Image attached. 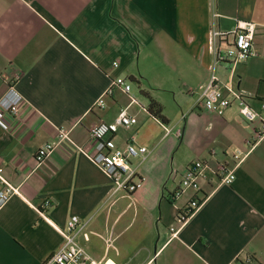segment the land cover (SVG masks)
Returning <instances> with one entry per match:
<instances>
[{
  "label": "crops",
  "instance_id": "crops-1",
  "mask_svg": "<svg viewBox=\"0 0 264 264\" xmlns=\"http://www.w3.org/2000/svg\"><path fill=\"white\" fill-rule=\"evenodd\" d=\"M239 23L255 25V55L217 64L211 33ZM211 76L264 113V0H0V97L13 86L23 100L0 121L2 177L16 189L0 208V264H43L71 216L84 224L78 244L107 264H264V136L254 138L236 107L202 108ZM113 77L134 90L115 88L95 107ZM122 108L134 125L119 126L115 146L148 149L144 186L132 194L114 193L89 157L101 146L88 129ZM59 127L72 143L37 162ZM193 162L204 166L199 191L173 198ZM231 171L232 185L220 184ZM48 197L57 205L45 220L37 209ZM194 198L201 204L180 226Z\"/></svg>",
  "mask_w": 264,
  "mask_h": 264
},
{
  "label": "built area",
  "instance_id": "built-area-1",
  "mask_svg": "<svg viewBox=\"0 0 264 264\" xmlns=\"http://www.w3.org/2000/svg\"><path fill=\"white\" fill-rule=\"evenodd\" d=\"M255 25L248 23H239L235 29L228 32L213 31L211 39L218 44L215 46L214 55L217 64H233L237 61L248 59L255 55L252 39ZM117 68L118 64H112ZM115 88L120 89L124 94L131 93V85L125 78H110L109 84L103 95L96 101L95 107H104L105 99L113 95ZM130 97V103L136 104L134 96ZM250 97L243 93L233 92L228 88L225 89L217 80L211 76L205 85L199 103L202 108L208 112L218 113L226 108L236 107L239 116L251 125H255V139L264 136V113L258 112L251 108ZM23 105L22 97L17 93L15 88L9 87L6 94L0 97V121L4 114L17 116ZM133 115L128 108L119 110L118 115L112 123H98L88 129V140L94 141L101 146V150L89 156L104 175L108 177L113 186V192H123L132 194L144 186L145 179L139 174V165L145 160L148 149L137 146L134 141H127L124 148H117L112 139L119 126L124 130H130L133 126ZM57 135L53 141L45 143L40 147L36 154L37 162L46 159L58 145L65 142H71L69 130L59 127L56 129ZM179 134V132L177 133ZM240 154L235 157H239ZM3 170L0 168V181L4 184L0 190V208L16 193V189L8 184L2 177ZM204 166L200 162H193L182 173L178 187L173 193V198L179 197L183 192L191 190L198 192L200 183L204 179ZM235 179L233 171L226 173L220 180V184L231 186ZM57 201L48 197L45 198L41 207L37 209L38 215L47 220L46 210L52 208ZM201 201L192 199L183 212L178 215L177 221L182 226L187 218L196 211ZM84 224L77 216H71L67 221L65 230L55 227L57 232L63 237V243L51 258L43 264H107L94 260L77 242L78 234L83 230ZM174 229H171V231ZM177 230V229H176Z\"/></svg>",
  "mask_w": 264,
  "mask_h": 264
},
{
  "label": "trees",
  "instance_id": "trees-1",
  "mask_svg": "<svg viewBox=\"0 0 264 264\" xmlns=\"http://www.w3.org/2000/svg\"><path fill=\"white\" fill-rule=\"evenodd\" d=\"M147 111L155 119H158L161 123H165L164 118L161 116L162 109L156 102L150 101Z\"/></svg>",
  "mask_w": 264,
  "mask_h": 264
},
{
  "label": "rangeland",
  "instance_id": "rangeland-1",
  "mask_svg": "<svg viewBox=\"0 0 264 264\" xmlns=\"http://www.w3.org/2000/svg\"><path fill=\"white\" fill-rule=\"evenodd\" d=\"M128 83L131 85V89L134 90V88H135V87H134V84L131 83V82H129V81H128ZM172 125H173V123H172ZM177 125H178V124H177Z\"/></svg>",
  "mask_w": 264,
  "mask_h": 264
}]
</instances>
